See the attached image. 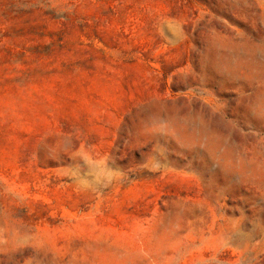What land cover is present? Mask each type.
Returning a JSON list of instances; mask_svg holds the SVG:
<instances>
[{"label": "rangeland", "instance_id": "1", "mask_svg": "<svg viewBox=\"0 0 264 264\" xmlns=\"http://www.w3.org/2000/svg\"><path fill=\"white\" fill-rule=\"evenodd\" d=\"M0 264H264V0H0Z\"/></svg>", "mask_w": 264, "mask_h": 264}]
</instances>
